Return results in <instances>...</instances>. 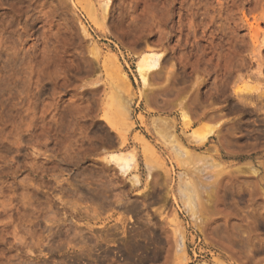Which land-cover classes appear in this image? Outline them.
I'll list each match as a JSON object with an SVG mask.
<instances>
[{
    "label": "rangeland",
    "instance_id": "rangeland-1",
    "mask_svg": "<svg viewBox=\"0 0 264 264\" xmlns=\"http://www.w3.org/2000/svg\"><path fill=\"white\" fill-rule=\"evenodd\" d=\"M0 264H264V0H0Z\"/></svg>",
    "mask_w": 264,
    "mask_h": 264
},
{
    "label": "bare ground",
    "instance_id": "bare-ground-1",
    "mask_svg": "<svg viewBox=\"0 0 264 264\" xmlns=\"http://www.w3.org/2000/svg\"><path fill=\"white\" fill-rule=\"evenodd\" d=\"M161 58H162V55L159 52L158 53H154V52L148 53L147 52V53H144L143 55H141L137 59V61H136V72H137L139 79L143 85L146 83L147 73L148 72L150 73L151 70L159 68ZM212 131H213V128H210L209 131L205 134H200L199 132L196 131L194 133H191L190 136L195 141L203 142L206 139L207 135L209 133H211ZM199 135H201V136L199 137ZM145 144H147V143H145ZM145 151L147 152V150H145ZM145 156H144L146 159L145 161L147 162V166L149 167L150 165H148V163H150V162L148 160L147 155H145ZM108 160L110 161V163H114V165L117 167L116 169H118L120 172L127 173L128 171H130L131 166L134 162V154L132 152L111 154ZM150 168L151 167H149V170H150ZM185 206L187 207V209L192 210V206H191L189 199H186ZM193 213H194V211H193Z\"/></svg>",
    "mask_w": 264,
    "mask_h": 264
}]
</instances>
